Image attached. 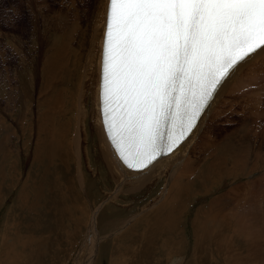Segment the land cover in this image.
Returning a JSON list of instances; mask_svg holds the SVG:
<instances>
[{
  "label": "rangeland",
  "instance_id": "obj_1",
  "mask_svg": "<svg viewBox=\"0 0 264 264\" xmlns=\"http://www.w3.org/2000/svg\"><path fill=\"white\" fill-rule=\"evenodd\" d=\"M25 2H30L31 6L34 3L37 4V0H25ZM25 2L24 0H0V264H88L90 262L88 259L90 256L88 255L89 246L85 244V241L88 236L89 225H85L86 214L79 217L74 213L76 217L80 218L79 221L81 220L84 224L77 225L75 221L69 220L67 215L61 218L63 212L58 207H50L48 209H55V211L47 215L49 218L48 225H19L17 227L15 226L17 217H22L19 211L20 201L15 196L16 190L8 193L5 191L6 184L10 182L9 176H7L9 167L12 168L14 180L20 179V183L31 175L30 171L33 174H40L38 165L32 163L34 145L28 142L27 137H29L32 128L40 130L49 125L48 109L54 108L56 110V106L49 103L53 99V95L57 100H66L68 93L71 92L75 95L78 87L77 80L72 77V73L71 86L66 81L56 83L60 76V70L53 71V69H65V62L55 60L51 67L48 66L45 62L48 57L47 51L55 43L47 38H35L31 32V26L27 25L29 20L23 27L28 31L29 37H34L39 48L31 42L26 43L21 56L6 50L4 46V34L6 32L3 25L5 24L4 11L7 9L13 18H16V13L25 18L26 13L21 11L20 6L22 4L24 11L27 12L26 10L29 8L26 7ZM97 2L98 0H90L89 7L91 10H96ZM8 58L12 59L9 68H7ZM7 69H10L14 79H20L24 84L22 85L26 95L24 109H19L20 105L16 101H13L10 109L7 107L4 94ZM259 73V87L262 99H264V71ZM50 83H53L52 87H49ZM47 92L51 93L46 98L43 97ZM248 93L247 88L237 86L231 94H227L223 98L231 113H228L218 122L215 132H213L212 142H215L216 145L213 146V154L210 157L220 164L216 167L220 170V176H217V170H212L210 167L207 169V165H205L204 173L200 167L197 168L198 174L209 175L213 181L220 177L221 181L212 183L208 181L202 186L200 185L202 176L201 179H198V184L193 185L192 194L185 196L187 206L185 220L188 224L190 223L189 220L200 214L199 208H208L212 200L215 201L216 198L227 194L241 184L248 191L255 182L264 179V103H261L263 105L255 104V111L252 108L253 104L248 99ZM256 112L258 120L244 127L243 123L248 121L249 117ZM19 118L22 120V124L17 122ZM87 123L89 157L95 172L88 168L86 159H84V171L86 178H88L85 186L78 183L76 186L68 188L69 182L65 181L64 168L55 164L52 165L50 170L56 171L48 183L47 190L48 196L52 199L55 198V195H61L58 199L67 197L69 200V197H73L85 200L76 191L79 189L81 193L89 195L94 200V205L97 206L105 197L104 190L106 189L105 192L108 193L116 186L114 178L101 156L98 143L95 141L97 135L93 129L91 118H88ZM10 125L12 126L10 127ZM13 131H18L20 134L24 133L26 137H23L18 148L14 147V153L9 156L4 150L2 139ZM67 140L68 138H66V143ZM40 141L44 143L42 140ZM25 150H29L31 155L20 158L19 153L23 154ZM61 152L64 153L66 150L62 149ZM46 154L47 157L40 162L45 161V164L55 162L58 154L57 147L50 145ZM235 164H238L237 168L231 171L230 166H235ZM43 166L41 172H43ZM32 177L31 181L38 178L37 175ZM6 179L7 182H5ZM164 181L161 178L158 181L147 183L142 188L129 189L127 193L121 194L119 199L103 207L96 226L97 232L100 237H103V240L100 243L96 258L98 260L95 264H110L115 255L118 262L123 260L122 263L119 262L118 264H135L133 245H137L140 249L146 248L147 245L155 246L148 258L136 257V264H264V206L260 210L261 225H253L257 232L244 231L246 225H232V221L226 225L227 222L210 220L205 221V224H211L205 225L207 237L204 235L199 237L201 230L199 229L196 233L193 221H191V225H172V221L168 220V225L165 228L166 233H164L165 238L159 237L161 231L158 227H151L148 224L150 227L145 228L142 216L144 213L157 208L158 201L163 200L166 194L162 187ZM77 195L80 197H76ZM242 195H246V190H243ZM242 198L244 199V197ZM89 199L88 197L87 203L92 208ZM148 201L154 202L152 209L143 206ZM178 204L181 202L179 201ZM190 205L192 213L189 211ZM234 206L231 205L232 210L226 212L233 213L232 207ZM248 211H252V208L246 205L241 206L242 217L249 222L243 216ZM257 212L258 210L254 212L251 219L258 215L259 212ZM52 215H59V218L52 217ZM124 220L131 221V223H124L128 224L125 225L126 227L124 226L123 229L126 228L124 231L126 232L131 226V228H135V234L130 238L125 237V240L120 239L116 243L114 238L118 235L116 236L114 232L123 227L120 224ZM255 220L259 223L257 219ZM178 223L181 222L178 221ZM169 225H171L170 228H168ZM180 228L181 234L177 235ZM173 235L178 236L176 240H173L174 245L169 242ZM139 236L145 239L136 240ZM158 250L161 251V258L158 256ZM114 251H116L115 255ZM197 254L201 258H198Z\"/></svg>",
  "mask_w": 264,
  "mask_h": 264
},
{
  "label": "bare ground",
  "instance_id": "obj_2",
  "mask_svg": "<svg viewBox=\"0 0 264 264\" xmlns=\"http://www.w3.org/2000/svg\"><path fill=\"white\" fill-rule=\"evenodd\" d=\"M89 2L90 0H37V4L34 3L35 6H31L32 4L30 2H25L27 4L26 7L29 8V10H26L27 12L24 11L22 4H20L21 11L24 14L26 13L25 18L19 13H16V18H13L7 9L4 11L5 24L3 25L4 30H6L4 34V46L7 51L15 52L16 55L21 56L26 43L31 42L39 48L34 37L47 38L53 41L55 45H51L47 51L48 57L45 59V62L50 67L54 64L55 60L65 62V69H53V71L60 70V76L57 78L56 83L58 81H66L71 86L72 77L78 83L76 94L68 93L66 100H57L52 94L53 99L49 103L55 105L56 110L54 108L48 109L47 116L50 120L49 125L40 130L32 128L29 137H27L28 142L34 145V158L32 159V163L38 165L40 174H33L30 171L31 175L27 176L20 183V179L17 181L14 180L12 168L9 167L7 170V176H9L8 180L10 182L6 184L5 191L8 193L16 190L15 196L20 201L19 211L22 217H17L15 226L48 225L49 218L47 215L55 211V209H48L50 207H58L63 212L61 218L67 215L69 220L75 221L77 225H84L81 220L79 221V217L86 214L87 220L85 225H89L87 230L88 236L85 241V244L89 246L88 255L90 256L88 259L90 262L88 264H95L98 260L96 258L98 256V250L100 249V243L103 240V237L99 236L96 229L99 214L103 211V207L119 199L120 195L127 193L129 189L136 190L144 187L147 183L163 178L165 181L162 187L166 192L163 200L158 201V207L155 209H152L154 202H146L143 206L152 210L144 213L142 216L145 222L143 223L145 228L150 227L148 226L150 224L151 227L155 226L160 229L161 233H159V237L165 238L164 233H166L165 228L168 225V220L172 221V225H191V221H193L196 233L199 229L202 232V234L199 232V237L207 235L205 225H211L205 224L207 220L227 222V224L225 223L226 225H229L232 221V225H246L244 231L255 232L256 230L254 229L255 227L253 228V225H261L262 223L260 210L264 206V179L255 182L248 191L241 184V186L238 185L234 188L235 190L233 189L227 192V194L216 198L215 201L212 200L208 208H199L200 214L194 217L192 216L193 218L189 220V224L185 220L187 215L185 196L192 194L193 185L198 184V179H201L202 176L203 178L200 183L202 186L208 181L211 183L221 181L220 177L213 181L209 175L198 174L197 168L200 167L204 173L206 169L205 165H207V169L210 167L212 170H217V176H220V170L216 168L220 164L215 159H210V157L213 154V146L216 145L215 142H212L213 132H215L218 122L228 113H231L225 105L226 102L223 101L225 95L231 94L237 86L247 88L249 90L248 99L253 104L252 108L256 111V105H263L261 104L264 103V99H262L259 87V72L264 71V54L255 56L239 74L225 83L222 91L219 92L218 96L210 105V109H207L206 114L202 115L197 127L179 148L168 156L157 160L154 166L144 170L143 173L136 172L128 169L119 160L118 154L107 138L102 124L100 109V69L106 0H98L96 10H91ZM13 11L15 12L14 9ZM27 20H29L28 23ZM26 23L28 26H31V32L34 37L27 35L28 31L23 27ZM7 63V68H9L12 59L8 58ZM22 85H24L22 81L20 79H14L10 69H7L4 94L8 109L12 107L13 101H16L20 105L19 109H24L26 95ZM52 86L53 83H50L49 87ZM49 93L51 92L45 93L43 97L46 98ZM256 114L257 112L251 115L249 120L243 123V126L247 127L253 122L255 123L258 120ZM88 118H91L93 121V129L97 135L95 141L98 143L101 156L111 172L116 186L112 191H108V193L105 192L106 189L104 190L105 197L97 206L94 205V200L89 195L81 193L79 189L76 191L85 200L69 196V200L67 197L58 199L61 195H55V198L52 199L48 196L49 193L47 191L48 183L56 171L50 170L52 165L55 164L64 168L65 181L69 182L67 185L68 188L76 186L78 183L85 186L88 178H86L84 171V159H86L88 168L95 172L89 157ZM17 122L22 124L20 118ZM24 136V133L20 134L18 131H13L6 138L2 139L4 150L9 156L14 153V147H19ZM66 138H68L67 143ZM50 145L58 149L55 162L50 164H45V161L40 162V160L47 157L46 150ZM62 149H65L66 152L62 153ZM30 155L29 150H25L23 154L21 152L19 153L20 158ZM42 166L43 172H41ZM237 166L238 164L230 166V170L233 171ZM33 175L38 176L35 181H31ZM5 182H7V179ZM243 190H246L245 196L242 195ZM76 197L80 196L77 195ZM88 197L91 199L89 201H91L93 209L87 203ZM179 201L181 204H178ZM231 205H235L232 207L234 209L232 211L233 213L226 212L232 210ZM243 205L252 208V211L243 214L249 222L242 217L241 206ZM191 208L190 205L189 211L192 213ZM88 209L91 210L89 211ZM256 210L259 212H257L258 215L254 219H251ZM74 213L79 217H76ZM52 217L59 218V215H52ZM229 217L231 219H228ZM178 221L181 223H178ZM125 222L131 223L129 220L122 221L120 225H123V227L114 232L116 236L118 235L114 238L116 243L120 239L125 240L135 234V228H131V226L126 232L124 231L126 229H123L124 226L128 225L124 224ZM215 231L217 230L215 229ZM179 233L181 234V228L177 232V235ZM177 237L173 235L171 239L176 240ZM139 238H142V240L145 239L139 236L136 240H139ZM171 239L169 242L174 245L175 242H172ZM133 247L135 256L133 257L136 264V257L144 256L148 258L155 246L147 245L146 248L144 247L142 249L137 245H133ZM141 253L143 255H140ZM157 253L161 258V251L158 250ZM115 254L116 251H114ZM115 256L113 258L115 262L111 259L110 264H118L120 262L115 259ZM198 258L201 257L198 256ZM122 262L123 260L120 263Z\"/></svg>",
  "mask_w": 264,
  "mask_h": 264
},
{
  "label": "snow or ice",
  "instance_id": "obj_3",
  "mask_svg": "<svg viewBox=\"0 0 264 264\" xmlns=\"http://www.w3.org/2000/svg\"><path fill=\"white\" fill-rule=\"evenodd\" d=\"M264 54V0H106L100 107L107 138L143 173L192 134Z\"/></svg>",
  "mask_w": 264,
  "mask_h": 264
},
{
  "label": "flooded vegetation",
  "instance_id": "obj_4",
  "mask_svg": "<svg viewBox=\"0 0 264 264\" xmlns=\"http://www.w3.org/2000/svg\"><path fill=\"white\" fill-rule=\"evenodd\" d=\"M172 242H174V241L172 240Z\"/></svg>",
  "mask_w": 264,
  "mask_h": 264
}]
</instances>
